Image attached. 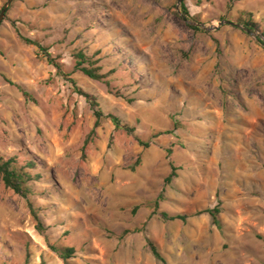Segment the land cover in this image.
I'll return each mask as SVG.
<instances>
[{"label": "rangeland", "instance_id": "374dc122", "mask_svg": "<svg viewBox=\"0 0 264 264\" xmlns=\"http://www.w3.org/2000/svg\"><path fill=\"white\" fill-rule=\"evenodd\" d=\"M183 4L188 16L178 0L13 1L0 26V154L40 179L26 200L0 178V264H264V0ZM247 14L259 37L184 21L246 27ZM76 50L115 71L113 94L75 69ZM70 79L135 132L104 117L84 148L96 119ZM218 204L216 225L200 212Z\"/></svg>", "mask_w": 264, "mask_h": 264}, {"label": "trees", "instance_id": "16d2710c", "mask_svg": "<svg viewBox=\"0 0 264 264\" xmlns=\"http://www.w3.org/2000/svg\"><path fill=\"white\" fill-rule=\"evenodd\" d=\"M182 7L184 10V14L188 16L189 12L185 4H183ZM8 12L9 10L7 11V13ZM247 17L248 19H246L243 23L244 26L249 28L251 32H254L257 30L259 31V25L251 18V15L247 14ZM190 28L193 31H200L197 27H194V26H190ZM17 33H18L19 38L25 44L29 46H36L39 49V53L43 54L46 57L49 64L56 69L57 73L60 74V76L64 77V74L62 73L61 65L57 63L56 61L57 58L52 55L49 48L43 46L37 41H34L30 38L23 36L19 31ZM262 34L264 37V31ZM258 41L264 46V42L260 38L258 39ZM73 58L76 60L75 69L77 71L81 72L82 74H84L86 77L90 78L93 81L103 82L108 88V91L113 94L114 89L112 87L113 81L111 77L115 74V71H110L106 74H103L102 73L103 68L102 66H100V60H96L94 56L92 57L88 56L83 50H76L73 54ZM69 82L72 86L73 92L77 94L78 96L85 98L86 101L89 103V105L91 106L94 112V117L96 119L94 129L88 135L85 141L84 148L89 144V140L95 134V131L99 127H101V120L104 117L109 119L114 124L117 130H125L127 133H130V134L135 132V128L130 127L127 124H124L120 117L112 115V114L105 116L99 104L98 98L96 96L89 94L83 89L79 88L75 80L70 79ZM19 89L22 91L24 97L30 98L29 94L26 91H24L22 88H19ZM116 95L120 96L119 90L116 93ZM169 133H172V132H169ZM139 143L147 147L146 144H143L141 142ZM31 167H34V164H29L28 166H21L17 162L16 158L6 159L0 154V178H1L2 183L4 184V187L7 190L13 191L15 194L22 196L26 200H29V197L32 195L31 183L35 181L36 179H40L39 175L34 176L30 172ZM176 171L177 169L173 167L171 175L166 179L167 185L171 184L173 179L176 177ZM202 213H207L212 218L214 224L219 225V215L221 213L219 204L215 206L213 209H207L204 212H200V214ZM161 216L165 220L182 221L184 223L187 222L189 218L188 215L169 216L167 213H162ZM36 218L38 219L37 216ZM149 246L155 258L163 261V258L159 254L155 245L152 242H149ZM74 253H75V250L73 248H65L64 250L61 251L60 256L67 263L68 262L67 260L72 258Z\"/></svg>", "mask_w": 264, "mask_h": 264}, {"label": "water", "instance_id": "95a60500", "mask_svg": "<svg viewBox=\"0 0 264 264\" xmlns=\"http://www.w3.org/2000/svg\"><path fill=\"white\" fill-rule=\"evenodd\" d=\"M14 0H8V2L6 3V5L4 6V8L2 9L1 13H0V26L2 24V22L5 20L6 18V14H7V11L9 9V7L12 5ZM184 3V0H178V6H177V9L179 11L180 7L182 6V4ZM184 21L186 23H188L189 25L191 26H194V27H197V28H202L203 30L207 31V32H214V31H217L218 29H220V27H223L224 25H230V26H233V27H237V28H242L246 33L252 35V36H260V34H257L255 32H251L249 28L247 27H241L240 25L236 24V23H233V22H230V21H222L219 26H210V27H207L203 24H198V23H191L189 22L186 18H184Z\"/></svg>", "mask_w": 264, "mask_h": 264}]
</instances>
